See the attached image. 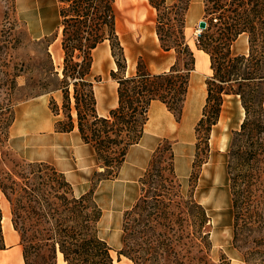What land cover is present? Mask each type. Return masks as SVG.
<instances>
[{
    "label": "trees",
    "instance_id": "1",
    "mask_svg": "<svg viewBox=\"0 0 264 264\" xmlns=\"http://www.w3.org/2000/svg\"><path fill=\"white\" fill-rule=\"evenodd\" d=\"M114 1L57 0L63 67L61 85L56 89L63 94L66 121L58 120L54 129L70 132L76 126L102 169L95 172L102 175L100 181L117 176L128 148L142 137L152 101H159L179 117L195 63L182 34L189 0L164 6L163 13L159 7L164 0H148L158 12L160 47L163 51L173 49L175 60L166 71L152 73L138 59L134 74L126 75L124 50L115 30ZM202 1L206 28L197 36L196 46L208 55L212 75L206 81L205 104L195 133H203L206 139L218 120L223 96L239 97L245 116L230 147L227 174L233 210L251 212L249 197L264 173V0ZM168 11L173 18L167 16ZM240 35L248 39L246 54L232 50ZM103 41L109 43L116 65L110 76L117 83V105L107 116L96 111L90 81L92 51ZM46 54L50 58L47 48ZM7 66L0 61V193L9 203L24 264H30L31 250L43 248L49 249L54 260L59 252L66 264H113L111 247L98 235L102 212L94 200L92 182L76 197L64 175L50 164L10 158L9 129L14 119L18 74L8 73ZM50 104L57 115L55 103ZM174 164L172 144L164 139L139 178V198L123 213L117 253L132 264H215L203 257L211 249L209 232L202 231L206 213L201 205L174 191ZM26 216L34 229V245L25 241ZM1 219L0 211V249H4ZM184 221L193 223L188 226H194V232L182 225ZM185 237L197 240L195 246L203 241L204 252L201 249L199 255H193L190 245L183 241Z\"/></svg>",
    "mask_w": 264,
    "mask_h": 264
},
{
    "label": "rangeland",
    "instance_id": "2",
    "mask_svg": "<svg viewBox=\"0 0 264 264\" xmlns=\"http://www.w3.org/2000/svg\"><path fill=\"white\" fill-rule=\"evenodd\" d=\"M175 2L176 0H164V5L159 7L160 12L163 13L164 6L171 7ZM125 3L126 0L114 1L115 30L124 50L125 70L128 74L132 73L138 59H141L151 72L169 69L175 60V52L171 49L163 53L160 47L156 34L158 12L146 0L145 6L151 12L150 18L146 22L128 19ZM203 8L202 0H189L183 17L182 34L193 52L194 61L199 55L195 30L198 28V22L205 20ZM167 16L173 18V13L168 11ZM59 21L57 0H0V61L7 62L8 73L18 74L16 77L18 89L15 92L13 106L14 119L9 129L8 140L10 158L15 161L27 163L37 159L23 148L26 141L36 137L35 133L28 130L33 125L29 118H34L45 125L58 120L66 121L63 115V94L56 89L61 85L63 67ZM156 37L157 41H155ZM48 42H50L49 46ZM46 48L50 58L46 54ZM232 50L236 54H246L247 36L240 35L234 42ZM97 58H101L99 64L95 60ZM112 62L114 58L111 55L109 43L103 41L92 51L90 75L93 90L95 88L99 99L96 111L100 116H107V110L112 109L117 98L116 81L110 76L111 71H115L111 69ZM209 69H198L194 63L179 117L176 118L162 107L169 121L156 111L157 117H153L156 118L154 120L152 111L159 104H152L149 107L148 114L151 119L146 126V131L157 135L156 147L165 139L172 144L174 155H180L177 168L174 164L176 175L174 191L185 199H191L201 205L206 213L205 229L203 227L202 231L209 232L211 249L207 250L203 257L205 259L208 257V260L215 264L219 262L230 264L223 255V251L233 247L238 251L243 264H264V173L262 180L254 187L249 197L252 200L253 211H236L231 206L227 174L229 152L235 133L240 130L245 116L239 97L223 96L218 120L212 125L206 139L203 133H195L196 124L202 117L205 104L206 81L212 75ZM70 91H72L71 87ZM0 97H3V94H0ZM52 101L57 107L55 110L57 115L52 112L50 104ZM28 102L34 105L23 109L22 107H25ZM72 114L75 117L74 111ZM53 130L55 131L54 128ZM144 170L136 180L130 183L111 182L110 180L113 179L100 181L102 175L95 172H101L102 169L96 160V165L94 161L86 176V186L89 187L91 182L94 185V200L102 212L98 223V235L111 247V256L116 264H132L124 256H119L117 252L121 248L123 213L139 198V178ZM4 200H6L5 197L0 193L1 216L6 215L7 210L11 217L10 206L6 209ZM189 210L194 211L195 208ZM188 223L193 224L191 221H184L182 225H187L186 228L194 232V226L189 227ZM234 223L235 227H233ZM23 225L27 238L25 241L34 245L35 233L31 227V220L27 216L23 220ZM198 231L194 234L197 235ZM183 241L190 245L193 255H199L197 251L201 249L204 252L203 241L199 246H195L197 240H189L188 237H185ZM212 245H215L214 251ZM218 246L221 248L218 249ZM31 251L30 264H55V260L49 256L48 248ZM13 258L11 257L12 260H8L7 264H11Z\"/></svg>",
    "mask_w": 264,
    "mask_h": 264
},
{
    "label": "crops",
    "instance_id": "3",
    "mask_svg": "<svg viewBox=\"0 0 264 264\" xmlns=\"http://www.w3.org/2000/svg\"><path fill=\"white\" fill-rule=\"evenodd\" d=\"M163 53H167V51H163ZM167 69L168 68L161 69L152 73H159L166 71ZM134 71L128 74L125 70V74L131 75L134 73ZM95 94L96 91L94 88V96L96 97V103L98 104L99 99ZM115 101L116 102H114L115 104L112 106V108L117 105V98ZM155 103L159 104L156 105L155 108H161V111L158 112L160 113V116H165L167 118L166 121H169L168 116L164 114L162 107H160L163 105L162 103L159 101H152L150 106ZM33 105L34 103L28 102L26 106L22 108L25 109ZM108 110L107 112H109ZM155 111L157 112L155 109L152 111V118L156 117ZM150 119L151 117L148 114V120L144 126L142 137L138 143L133 144L128 148L124 162L122 163L117 176L113 180H110L111 182H120L123 184L133 182L139 177L141 171L147 166L149 157L157 145V141H155L157 135L146 131V126ZM28 120L33 122L32 127H30L28 130L32 131V133H35L36 137L26 141L27 143L25 147L23 146V148H26L31 156L37 158L31 161L48 163L58 172L62 173L66 181L72 187L74 196L78 197L85 193L89 189V187L86 186V176L88 175L89 168L93 166L94 161L96 165V156L90 145L85 144L81 140L76 126L70 132H56L53 130L55 123L49 122L47 125H45L43 122H40L34 118H29ZM31 142L35 144H32ZM179 161L180 155H176V168L179 165ZM3 202L5 208L7 209V206L9 208L8 202L6 200ZM5 218V223L1 224L5 248L0 249V264H7L10 260H12L10 259L11 257H14V260L11 262V264H24L22 249L19 245V235L13 229L11 217L7 210ZM212 246L214 251L215 245ZM219 248L221 247L218 246V249ZM223 255L229 260L230 264H243L240 260L241 258L238 251L233 247L224 250ZM55 264H66L62 255L59 253L56 254Z\"/></svg>",
    "mask_w": 264,
    "mask_h": 264
},
{
    "label": "bare ground",
    "instance_id": "4",
    "mask_svg": "<svg viewBox=\"0 0 264 264\" xmlns=\"http://www.w3.org/2000/svg\"><path fill=\"white\" fill-rule=\"evenodd\" d=\"M145 1L146 0H126L125 7L127 9V17H128V19H135V20H140V21L146 22L150 18L151 12L145 6ZM195 31H196V34H197L198 28ZM155 41H157V37L155 38ZM198 52H199V55H197V57H196L195 67L198 68V69L208 70L209 69V65H208L209 64V58H208V55L206 53H204L203 51H201V50H199ZM128 57H127V59H128ZM101 58H102V56H101ZM59 59L61 60V56H60ZM100 59H98V58L95 59L96 62H97V64L100 63ZM112 70H116V65H115L114 62H112ZM115 84L117 85L116 82H115ZM160 107H163L166 110V108L164 107V105H161ZM155 110H157V112H159V111H161V108L156 107ZM4 223H5V216L3 215L2 216V219H1V224H4ZM113 264H116V263L113 261Z\"/></svg>",
    "mask_w": 264,
    "mask_h": 264
},
{
    "label": "water",
    "instance_id": "5",
    "mask_svg": "<svg viewBox=\"0 0 264 264\" xmlns=\"http://www.w3.org/2000/svg\"><path fill=\"white\" fill-rule=\"evenodd\" d=\"M206 28V21L205 20H200L198 22V32H197V36L200 34V32Z\"/></svg>",
    "mask_w": 264,
    "mask_h": 264
}]
</instances>
